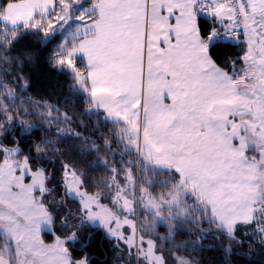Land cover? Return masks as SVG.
Wrapping results in <instances>:
<instances>
[{
    "label": "snow or ice",
    "instance_id": "1",
    "mask_svg": "<svg viewBox=\"0 0 264 264\" xmlns=\"http://www.w3.org/2000/svg\"><path fill=\"white\" fill-rule=\"evenodd\" d=\"M13 2L6 0L3 4V12L8 14L5 18L11 19L13 24L23 21L25 30L40 29L47 37L58 24L63 26L75 19L80 25L78 35L86 36L90 30L95 32L91 39L81 41L79 47L72 46L65 54H58L55 65L70 67L82 87H85L84 81L90 79L92 86L86 90L110 118L128 122L130 117H138L143 109L146 122L161 138L159 146L153 143L154 150L149 155L167 167L175 163L178 179L187 170L193 179L192 187H200L206 194L213 205V215L230 237L236 238L240 225L264 223V204L261 203L264 191L260 190L259 184L253 183L257 180L264 183V172L259 170V165L264 164V148L260 149V158L255 164L232 165L227 161L221 164L202 152L196 153L203 159L199 167L187 164L188 151L203 148L212 136L211 128L208 133L199 131L202 124H209V117L222 121L218 127L228 131L224 123L228 115L242 118L246 113H252L255 123H244L252 124L253 130L259 127L264 133V0H247V3L245 0L237 3L233 0H98L96 3L93 0H60L68 14L49 19L47 26H42L40 19H34L35 9L41 7L47 11L49 5L55 7L56 0H25L19 8H12ZM73 5L78 13L75 16L71 12ZM97 9L99 15L94 18ZM149 13L157 23L150 37L145 32L142 39L141 24ZM226 23L232 26L231 34L225 29ZM221 40L245 44L244 54L237 57L243 67L238 78L232 76L237 61L229 59L220 64ZM67 44L65 39L61 47ZM78 52L87 54V69L80 68L73 59ZM18 78L23 79L22 75ZM23 85L27 87V81ZM3 86L7 87L6 84ZM13 95L9 91L5 99ZM165 99L170 104H163ZM24 111L27 114V109ZM0 115L9 118L6 112H0ZM47 115L51 117V111ZM65 118H68L66 114ZM173 119L176 126L169 129L167 126ZM21 123L29 129L33 127L29 122ZM229 123L233 129L227 138L228 145H233V136L239 137L234 144V154L247 158L248 145L243 134L236 130L241 121ZM150 134L146 129L145 137ZM241 148L243 151H235ZM9 151L19 154L22 149L18 144L14 148L0 144V163ZM24 162L15 169H0V203L6 205L8 213L0 218L12 222L9 231L16 235L17 254L32 252L34 264H93L86 252L77 254L73 251L79 241L75 230L69 227L64 236L55 235L66 225L64 221L54 225L50 210L43 204L44 195L50 191L48 184L52 176L45 168H33L27 156ZM109 169L113 175L107 186L110 190L115 189L110 201L104 199L102 191L90 192L84 182V173L63 162V187L79 201L80 226L85 220L92 223L99 220L110 236L127 245L129 254L135 248L138 259H143L144 264H167L156 240L142 228L138 230L135 211L139 205L154 210L156 216L163 218L161 209L165 203L180 206L184 181L166 194L143 187L141 195L136 197L137 176L133 167L123 168V171L115 167ZM24 180L28 184H24ZM147 183L152 185L154 182L148 180ZM220 187L230 188L232 194L226 199L223 196L215 199ZM37 192L41 193L39 203ZM258 213L261 219L257 218ZM179 214L184 215L185 210L181 209ZM35 216L43 217L49 224L50 243L44 241L46 233L31 226ZM171 227L174 226H170L169 235H172ZM259 230L264 232V227ZM173 257L176 264H187L177 254L173 253Z\"/></svg>",
    "mask_w": 264,
    "mask_h": 264
},
{
    "label": "trees",
    "instance_id": "2",
    "mask_svg": "<svg viewBox=\"0 0 264 264\" xmlns=\"http://www.w3.org/2000/svg\"><path fill=\"white\" fill-rule=\"evenodd\" d=\"M4 3L6 0H0V112H6L9 118L0 115V137L5 135L0 138V144L9 148L18 144L22 149L18 157L27 156L32 166L45 168L52 176L49 184L58 187L62 202L56 212L52 206L49 209L54 225L64 221L66 226L71 225L77 230L79 241L73 247L75 253L86 252L93 264H140L134 257L129 260L122 256L113 238L102 227L88 226L85 221L80 226L79 201L70 197L62 184L63 162L84 173V182L90 192L109 193L107 183L113 175L110 167L121 171L133 167L139 189L148 187L165 194L181 183V177L175 176L174 169L141 158L127 123L110 118L95 106L90 91L86 90L90 89L89 79L82 87L70 67L55 65L57 55L65 54L79 39L71 36V31L79 26L75 19L63 26L58 24L54 32L45 37L40 29L25 30L23 25L15 27L4 22L1 17ZM71 12L73 16L78 14L75 5ZM67 14V9L57 0L54 10L41 13L36 19L43 21L42 26H47L49 19ZM93 15L97 17L96 12ZM65 39L68 44L61 47ZM219 43L222 45L218 49L220 64L229 59L237 61L232 70V76L237 77L236 70L242 68L237 57L244 54L243 42L221 40ZM73 59L80 68H88L85 58ZM21 75L23 79L18 78ZM24 81H27V87L23 85ZM5 84L7 87L3 86ZM9 91L14 95L5 99ZM49 111L51 117L47 115ZM21 121L31 123L33 127L29 129ZM148 180L154 183L149 185ZM120 182L122 184L123 180ZM183 189L179 207L165 203L161 209L163 218L159 217L156 223L146 222L147 231L156 240L158 249L163 251L167 264H176L173 253L193 256L197 264H264V237L257 229L259 225H240L233 239L215 222L208 203L185 183ZM181 209L185 210L184 215L179 214ZM153 216L149 214V219ZM144 217L140 211V222ZM170 226H174L171 227L172 235H169ZM64 228L55 235L64 236ZM247 229L255 233H248ZM48 232H44V238L51 241ZM8 241L0 234V253L8 257L11 264H16L13 247L6 248Z\"/></svg>",
    "mask_w": 264,
    "mask_h": 264
},
{
    "label": "crops",
    "instance_id": "3",
    "mask_svg": "<svg viewBox=\"0 0 264 264\" xmlns=\"http://www.w3.org/2000/svg\"><path fill=\"white\" fill-rule=\"evenodd\" d=\"M94 1L95 2H93V3L98 2V0H94ZM55 6H56V3H55ZM149 7H151V5H149ZM54 8L55 7H52L51 5H49L47 7V11H45L43 8L37 7L35 9V12H37V13H48V12L54 10ZM96 14L98 17L99 9L96 10ZM3 21L6 22L7 24L11 25V26H14L13 24L10 23L9 20H3ZM156 23H157V20H155L152 17L151 13H149L147 20L143 21L141 24L142 39L144 38L145 32H147L148 36L150 37ZM225 28L228 31L232 30V26L228 23L225 24ZM78 32H80V25L74 30V33H75L74 36L79 38L76 45H75L76 47H79L81 41H83L85 39H91L95 35V32L91 31V30L87 33L86 36L83 33H80L78 35L77 34ZM75 57L85 58L87 61V65H88V57H87V54L85 52H78L77 55H75ZM146 65H147V61H146ZM124 71L127 72V69H125ZM147 75H148L147 74V67H145V96H147V82H148L147 81ZM89 85L91 88L92 83H91L90 79H89ZM242 91H243V89H242ZM164 94L167 95L166 90H165ZM91 97H92V100H93L95 106L106 112V110L104 108L100 107L99 104L96 103V101L94 100L92 95H91ZM162 103L165 105H168V104H170V101L165 99L162 101ZM128 107H130V105H128ZM237 119H239L241 121V123L239 125H237L236 130L243 134V139L247 143L248 148H249L247 158L234 154V151H233L234 144H235V141L237 139H239V137L233 136V138H232L233 139V145H228V143H227V138L233 129L232 123H229V121H233V120H237ZM114 120L124 121L123 119H114ZM244 121H252L254 124L255 120H254L252 113H246L244 115V117H242V118L239 117L238 115H235V116L228 115L227 121H224L228 131H225L224 129H221L218 127V125H220L222 123V121L215 120V119H212L211 117H209V124L208 125L202 124L199 128V131L202 134L208 133L209 128H211L212 136L209 138L207 144L203 148L190 149L188 151L187 164L190 167H199L200 166V164L203 162V159L201 156L196 155L197 152H202L205 156H213V158L218 159V161L221 164H223L225 161L229 162L232 165L255 164L256 161L260 158V149L264 148V133H261V129L259 127L255 128V130H253V125L252 124H245ZM126 123L130 127V134H131L133 140L138 144V150L140 151L141 155L148 157L150 162H152L158 166L165 167V168H171V169L175 170V168L177 167V165L175 163H173L171 167H167L165 165L158 164L156 162L155 158H153L149 155V152L154 150L152 148L153 143H155L157 146H159V144L161 142V138H160V136L156 135L155 129L152 128L146 122L143 109L140 110L138 117L132 116L129 118V121ZM175 126H176V120L173 119L172 123L169 124L167 127L169 129H174ZM146 129H148L151 133L149 137H145V130ZM254 150L259 153L258 156L256 155V157L258 158L256 160L252 159L249 156V152L254 151ZM235 151L239 152V151H243V149L242 148L236 149ZM185 171H186V174L184 176H181L182 181H184V183L193 192H195L203 201L208 203V205L211 208L213 219L215 220V222L218 225L223 227V225L220 224V221L218 220L217 216L213 215V205L208 202V198H206V194L202 191V189L200 187H196V188L192 187L193 179L190 176V174L187 173V170H185ZM253 183H257V181H253ZM231 194H232V190L230 188L220 187L217 191V196L214 198L220 199V197L223 196L226 199L227 196H229ZM258 215H259V213L257 214V216ZM245 231L246 232L248 231V233H250V232L255 233L254 230H252V229H247ZM0 264H11V262H10V259L8 257H6L4 254L0 253Z\"/></svg>",
    "mask_w": 264,
    "mask_h": 264
},
{
    "label": "rangeland",
    "instance_id": "4",
    "mask_svg": "<svg viewBox=\"0 0 264 264\" xmlns=\"http://www.w3.org/2000/svg\"><path fill=\"white\" fill-rule=\"evenodd\" d=\"M24 3H25V0L15 1L12 4V8H19ZM39 14H41V13L35 12L34 19H36V17ZM6 15H8V14L4 13L1 16L2 19L3 20H9L10 23L13 24L12 21H11V19H6L5 18ZM13 25L15 27L20 26V25H23V21H20L19 23H16V24H13ZM74 35H75V33H74V30H73V31H71V36L73 37ZM243 46H244V52H245V44L244 43H243ZM239 68L240 67H238V70H240V71L236 70L237 78L243 72V67L240 68V69ZM139 155L145 161L150 162V160H149L148 157H146L144 155H141V154H139ZM256 155L258 156L259 153L257 151H255V150L252 151V152H249V156L252 159H255V160L258 159L256 157ZM24 163H25L24 162V157L23 158L22 157H18L17 156V153L15 151H9V152H7L5 154V156L3 158V163H0V169H6L8 167H11L12 169H15L16 167L23 166ZM32 167L33 168H40V167H34V166H32ZM259 170L261 172H264V164L259 165ZM16 175L19 176V173H16ZM23 183L24 184H28V181L27 180H24ZM257 184H259L260 190L261 191H264V183H260L257 180ZM51 186H52L51 184H48V188L50 189V191H48L44 195L43 204L47 206V209H49V206H52L53 210L56 212L58 210V207L60 206V204L62 202V197L58 193L59 192L58 187H56V185H54L52 187ZM112 191H115V189L110 190L109 193H104V195H105L104 199L105 200L110 201V195L112 194ZM131 191H132L131 185H129L128 195L130 197H131ZM135 193H136V197H139L141 195V192H140V189H139L138 185L135 187ZM67 194L70 197H73L72 194H69L68 192H67ZM40 196H41V193L37 192L36 193V201H37V203H39ZM261 203L264 204V200H261ZM140 211L142 212V215H144L145 217L148 218V220H147V218L144 217L145 219L143 218L141 220V222H140V220H139V212ZM7 214L8 213L6 211V205L4 203H0V217L6 216ZM149 214H153L154 215L153 218L149 219ZM51 215L53 217V214L52 213H51ZM257 217H258V219H261L260 214ZM134 218H135V221H136L138 230L142 228L147 234H149L148 231H147L149 229V226H148V224L146 222L149 221L150 223H153V222L157 221L159 217L155 215V211L154 210L145 209V208L140 207L138 205L137 208H136V211H135V217ZM85 222H86V224L88 226H91V227H96V226L98 227L99 226V227H102L104 229L103 225L101 224V222L99 220H97L95 223L89 222L87 220H85ZM31 226L33 228H36V229L42 231V232H45L47 230L50 231L49 224L48 223H45L44 222V218L41 217V216H35L34 217V223ZM259 226L260 227H264V223L260 224ZM11 227H12V222L10 220L0 218V234L4 235L9 240L8 242H10V243H8V245L6 246V248H11L10 246L13 247V250H14V253H15V257H16V264H34V259L35 258L33 256V253L32 252H20L19 255L17 254V250H18L17 238H16V235L14 233H12L11 231H9V229ZM69 227L72 229V226L71 225H67L64 228V231L66 233L68 232ZM75 231L77 232V230H75ZM105 232L107 233L106 230H105ZM259 233L262 235V237H264V232L261 231ZM57 236H60V235H57ZM138 236H139V231H138ZM110 237L113 238V240L115 242V246L119 250V252H120V254L122 256L126 257L129 260H132L133 257H134V258H136V262L137 263L139 262L140 264H144V260L143 259H138L137 250L135 248L131 249V254H129L130 253V250H129V248L127 247V245L123 241H121V240H119V239H117L115 237H112V236H110ZM44 241L46 243H50L51 242V241H47L45 238H44ZM178 256L179 257H182L187 262V264H197L196 263V260H195V258L193 256L185 255V254H178Z\"/></svg>",
    "mask_w": 264,
    "mask_h": 264
},
{
    "label": "built area",
    "instance_id": "5",
    "mask_svg": "<svg viewBox=\"0 0 264 264\" xmlns=\"http://www.w3.org/2000/svg\"><path fill=\"white\" fill-rule=\"evenodd\" d=\"M233 2H234V3H237V2H238V0H233ZM245 3H247V0H245ZM196 7H197V10H199V5H197ZM236 30H237V31H239L240 29H239V28H237ZM229 33L231 34V33H232V31H230Z\"/></svg>",
    "mask_w": 264,
    "mask_h": 264
},
{
    "label": "bare ground",
    "instance_id": "6",
    "mask_svg": "<svg viewBox=\"0 0 264 264\" xmlns=\"http://www.w3.org/2000/svg\"><path fill=\"white\" fill-rule=\"evenodd\" d=\"M19 75V74H18Z\"/></svg>",
    "mask_w": 264,
    "mask_h": 264
}]
</instances>
